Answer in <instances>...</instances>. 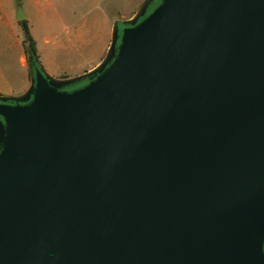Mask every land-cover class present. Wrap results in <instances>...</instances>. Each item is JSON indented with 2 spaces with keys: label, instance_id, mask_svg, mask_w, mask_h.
I'll return each instance as SVG.
<instances>
[{
  "label": "water",
  "instance_id": "95a60500",
  "mask_svg": "<svg viewBox=\"0 0 264 264\" xmlns=\"http://www.w3.org/2000/svg\"><path fill=\"white\" fill-rule=\"evenodd\" d=\"M153 2L0 97V264H264V0Z\"/></svg>",
  "mask_w": 264,
  "mask_h": 264
},
{
  "label": "crops",
  "instance_id": "0c3cea01",
  "mask_svg": "<svg viewBox=\"0 0 264 264\" xmlns=\"http://www.w3.org/2000/svg\"><path fill=\"white\" fill-rule=\"evenodd\" d=\"M146 0H0V97L24 95L32 77L18 20L22 9L45 73L82 76L105 58L115 24Z\"/></svg>",
  "mask_w": 264,
  "mask_h": 264
},
{
  "label": "trees",
  "instance_id": "16d2710c",
  "mask_svg": "<svg viewBox=\"0 0 264 264\" xmlns=\"http://www.w3.org/2000/svg\"><path fill=\"white\" fill-rule=\"evenodd\" d=\"M160 3H161V0H154V2L151 4V6L149 8L148 13H151ZM20 25L22 26V30H23V45H24V49H25V54H26L27 59H28L31 77L33 78L35 76V73H34L35 69L38 68L42 71H44V69H43V66L40 62L36 42L31 35L27 21L20 22ZM123 25H124L123 28L129 26L128 24H123ZM119 28H120V24H119ZM120 32H121V30H120ZM93 78H95V77H93ZM90 79L91 78H87L85 80H82L80 82L81 85L79 87H76V89H79V88H82L83 86H85L87 83H89Z\"/></svg>",
  "mask_w": 264,
  "mask_h": 264
},
{
  "label": "rangeland",
  "instance_id": "374dc122",
  "mask_svg": "<svg viewBox=\"0 0 264 264\" xmlns=\"http://www.w3.org/2000/svg\"><path fill=\"white\" fill-rule=\"evenodd\" d=\"M21 10L23 11V12H25L24 11V9H22L21 8ZM123 22H121L120 23V30L122 31L124 28H123ZM21 28H22V26H21ZM33 37V36H32ZM35 40V39H34ZM36 42V41H35ZM75 78H77V76L75 75V74H68V76H66L65 78H63V79H75ZM81 85V83H77V84H74V85H72V86H70V87H66L65 89H63L64 91H67V92H72V91H74V90H76V87H79Z\"/></svg>",
  "mask_w": 264,
  "mask_h": 264
}]
</instances>
